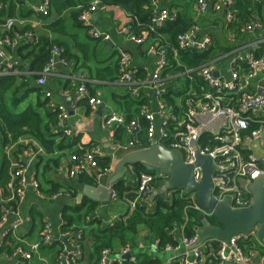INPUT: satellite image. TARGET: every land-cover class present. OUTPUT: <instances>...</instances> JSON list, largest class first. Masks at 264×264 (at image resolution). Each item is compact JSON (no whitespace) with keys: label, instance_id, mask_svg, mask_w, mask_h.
I'll return each instance as SVG.
<instances>
[{"label":"built area","instance_id":"1","mask_svg":"<svg viewBox=\"0 0 264 264\" xmlns=\"http://www.w3.org/2000/svg\"><path fill=\"white\" fill-rule=\"evenodd\" d=\"M234 1L213 0V3H210V0H195V4L200 13L212 8L214 11L223 12L227 21H234L236 17ZM98 3L95 0L88 6L77 7L78 20L87 27L90 37L106 41L110 38L109 34L89 22ZM153 3L154 0H151V5ZM33 10L41 16H46L49 0H42L34 5ZM169 18L170 15L166 10L152 11L149 31L142 30L139 34L133 33L131 24L125 26L127 38L138 44L152 33L157 34L155 41L146 49L147 54L158 58L156 69L149 78H138L134 75L130 67L129 52L121 48L117 50L116 81L132 98H142L141 94L144 93L151 101L147 91L151 90L156 112H152L148 106H143L138 115L127 122L124 114L110 112L105 116L103 125L113 140L116 152L136 149L141 130L138 117L145 121L146 139L149 142L155 140L165 148L175 150L184 163L193 164L194 150L197 149L201 155H207L212 159L214 166L211 176L212 197L217 202L228 200L232 209L247 208L253 202L249 186L257 177L264 176V56H256L254 52L258 45L264 43V20L255 18L243 25L241 31L253 36L250 40L241 43L226 54L200 63L195 69L201 81L199 84L193 83L191 73L194 70L185 68L182 75L187 77L188 87L181 93L177 103L175 100L172 105L163 98L167 90L166 78H163L162 72L168 64V59L176 60L180 52L187 50L203 53L211 47L212 38L208 34L199 35L196 26H190L176 35L175 46L171 49L166 48L159 31ZM14 23L13 19H7L6 32L0 35V76L18 72V64L10 59L8 49L16 46L18 41L24 40L26 43L34 41L31 30L22 34H9ZM57 63L63 66L67 61L62 57L61 49L53 46L45 66L38 73L36 79L38 86L42 88L45 85L46 78L51 75ZM225 64L228 65L227 70L220 71V65ZM215 71L218 75H214ZM77 93L80 97L84 96L92 107L102 103L99 97L89 95L84 83L78 85ZM43 94L48 98V108L57 111L59 126L68 141L72 143L75 131L67 122L68 109L63 102L54 101L50 91L44 90ZM120 125L126 129L124 141L114 140L116 129ZM14 144L28 146L23 150L20 161L11 165L8 192L3 193L0 190V228L10 214L17 213L16 207L24 198V188L27 185L35 189L39 188L33 173L29 172L38 156L43 154L42 147L28 138L19 139ZM81 149L80 154L73 152L67 154V158L59 166V170L63 169L68 178H75L80 174L97 178L108 170L100 171L98 167V159L105 155L101 146ZM152 172H140L136 176V195L129 202L131 209L153 191L155 182L162 184L165 180V176L161 173ZM193 176L195 182L200 180V167L193 168ZM173 191L175 190L168 189L164 195L170 197ZM180 192L185 191L180 190ZM64 195L68 196L70 192L58 190L50 197L55 199ZM112 199H116L115 192ZM12 203L16 205L15 208L11 206ZM189 208L206 219L214 216L213 210L203 209L190 198V203L183 209L184 223L187 221ZM115 218L116 216H113L108 221L111 222ZM183 225V223H173L169 228V236L174 243L160 245L159 240L155 239L149 245L128 241L116 248L104 247L99 252L97 264H124L122 257L127 254L125 264H137V253L145 249H148L154 257L163 255L162 264H262L264 256L258 253L257 257H254L252 250L255 249L245 250L246 242L252 238L256 239L255 228L248 234L232 236L226 242L211 238L195 245L197 233L190 237L186 236ZM52 242L53 235L49 225L45 224L40 239L26 243L25 247L17 246L16 253L24 261L29 262L39 254L42 245L47 246ZM81 254L77 241L68 237L60 245L59 258L55 264H75ZM39 264L50 263L42 260Z\"/></svg>","mask_w":264,"mask_h":264},{"label":"crops","instance_id":"2","mask_svg":"<svg viewBox=\"0 0 264 264\" xmlns=\"http://www.w3.org/2000/svg\"><path fill=\"white\" fill-rule=\"evenodd\" d=\"M41 1L22 0V5L18 9L19 11L21 10L20 15H22L17 23L19 31L15 30L13 34H22L30 30L26 29L23 31L24 26L28 25L34 30L31 31L35 36L44 30L43 26L45 23H49L58 17H65L66 31L62 34L49 33V35L50 38L57 39L61 43L63 50L64 47L66 48L69 59L68 61L65 59L67 61L66 65L62 66L57 63L51 75L46 78L45 85L41 88V98H45L43 91L46 90L52 93L54 101L65 104L69 111L67 122L75 131V148L89 149L93 146H101L104 149V156L110 158L109 168L106 172L101 173L99 177L95 178L93 176V178L100 182L104 181L111 172H116L115 163L121 152H116L114 149L113 140L107 134L103 122L105 116L110 112L123 114L121 97L127 94L126 89L116 81L118 76L117 50L121 48L129 52L131 57L130 67L133 72L136 76L138 74L139 78L143 77L147 79L155 71L158 58L155 55L147 54L146 49L155 41L157 34L152 33L139 44L129 40L125 31V26L130 21L128 14L117 6L104 7L98 3L97 9L91 14L89 22L109 34V41L112 44L107 45L105 40L90 37L87 27L82 23L79 24L73 21L68 11H64L59 15H48V17L39 15L33 10V7ZM93 1L95 0H90L89 4ZM210 1V3H213V0ZM257 1L261 3L263 18L260 19L264 20V0ZM195 3V0H154V3L151 5V11L159 12L166 10L170 15L168 21H173L178 15H184L191 24V27L196 26L199 35L208 34L215 46L226 48L227 51L223 54L232 51L241 43L247 42L253 37L252 35L243 33L241 29L239 32H235L232 28H229V23L232 21H227L223 12H217L209 8L208 11L200 13ZM5 28V24L0 23V35L6 32ZM161 35L165 43L162 32ZM23 41H18L16 46L8 49L10 59L17 62V64L22 62L17 55V48L20 44L26 43ZM164 46L169 49L173 47V45L169 46L167 44H164ZM226 67L228 68L227 64L220 65V71H226ZM215 72L218 75V72ZM162 76H164L163 72ZM165 78L166 90L167 92H172L174 101L175 94L181 95L187 89L188 81L185 80V85H183L181 81L175 82L168 75ZM80 83H84L92 91V96L99 97L102 103L92 107L84 96L80 97L77 93V87ZM147 91L151 98V105L148 106V109L156 112L153 92L149 89ZM144 95L143 93L142 97ZM77 96L80 98H77ZM46 99L48 102V98ZM156 122H158L157 117ZM10 151L9 148H3V151H0V164L4 156L10 157ZM67 156L61 159L58 166L54 168L50 166L44 173L41 171L42 164L39 167L38 174L34 170H30L29 173H33L39 184V188L35 189L31 185H27L24 188V198L16 207L17 213L10 214L0 228V264H39L42 260L55 264L59 258L61 243L65 242L68 237L71 240H76L74 237H79L81 233L83 234L84 230L88 229L82 222L83 213L79 216L80 218H77L78 214L70 208L74 203H78L81 198L86 197L82 194L80 200H78L76 195L82 193V187L88 183H81L77 177L68 178L63 169L59 170L60 164ZM127 170L129 171L128 175H125L122 179L129 184V181L126 179L130 181L135 180L136 175L134 174L133 167ZM59 183L70 187L73 192H76V195L73 197L71 195H64L52 199L49 191L53 185ZM157 183V185H154L153 191L142 201V203H146L148 210L153 209L155 196L165 193L160 192L161 184L160 182ZM113 186L114 184L112 188ZM189 197L195 200L194 194H190ZM129 202L126 199L116 200L111 198L106 206H102L97 201L98 211L96 212L97 214L100 213L106 220H109L113 216L123 214L130 207ZM63 214L73 217L72 225L65 229H63V224L66 220L63 219ZM45 224L49 225L50 232L53 235L52 245H42L37 256L29 262L24 261L16 253L17 246L25 247L26 243L38 241ZM63 234H66V236ZM135 240L145 245L151 243L148 240L145 227L138 229ZM82 246V254L75 264H87L91 257L90 238L87 233L83 235ZM9 248L12 249L11 252L8 251ZM145 251L150 253L148 249H145ZM258 253L262 257L264 256L262 252L252 250L254 257H257ZM163 257L162 255V259Z\"/></svg>","mask_w":264,"mask_h":264},{"label":"trees","instance_id":"3","mask_svg":"<svg viewBox=\"0 0 264 264\" xmlns=\"http://www.w3.org/2000/svg\"><path fill=\"white\" fill-rule=\"evenodd\" d=\"M101 6L113 7L117 6L123 9L129 16V24L132 26V31L139 34L142 30L149 31L151 11V0H98ZM48 15H59L64 11H68L70 18L81 24L78 20L79 5L88 6L90 0H49ZM22 5V0H0V23L5 24L7 19H13L14 25L9 30V34L19 31L17 23L21 19L19 7ZM76 8V10H74ZM234 9L236 13L235 20L229 23V28L235 32L242 30L243 25L255 18H263L261 12V3L257 0H235ZM44 17V18H45ZM186 17L178 15L173 21H167L160 29L163 33L165 44L175 46L176 35L187 30L190 27ZM26 29L33 30L28 25ZM43 31L34 36L33 42L22 43L17 48L20 64H18V72L0 76V144L2 147H11L10 157L4 156L0 164V190L3 193L8 192V183L10 180V169L12 162H19L22 157L23 150L27 144H14L19 139L28 138L38 143L43 154L38 156L32 170L38 174L40 165L42 164V173L52 166H58L61 159L67 154L78 153L82 151L80 148H75L76 137H73V142H69L63 134L58 118L57 111L48 108L46 97L42 99L41 87L36 84L38 73L45 66L50 50L53 46L61 49L62 57L68 61L67 50L61 48V43L57 39L50 38V34H62L66 31L65 17L45 23ZM34 31V30H33ZM241 39V38H240ZM99 41V40H97ZM164 42V41H163ZM226 48L215 46L212 40L211 47L199 53L193 50L180 52L176 60L168 59L166 69H163V74L181 83L187 81V77L182 75L185 68H191L194 71L191 75L194 77L193 83L199 84L201 81L196 75L197 66L219 54L226 52ZM256 56H264V43H261L254 50ZM28 71V72H26ZM118 74V66H117ZM135 75V74H134ZM137 77L139 78L138 74ZM143 78V77H142ZM87 88V87H86ZM89 95L92 96V91L87 88ZM44 95V94H43ZM180 94H175L179 96ZM142 96V94H141ZM174 96V95H173ZM171 91H166L163 94L164 100L168 104H174ZM81 101V100H79ZM25 103V107L21 105ZM122 112L125 115L126 122L138 114L143 106H150L151 101L148 97L132 98L128 94L121 97ZM141 130L139 132L140 140L136 149L149 146V141L145 137V121L139 118ZM126 129L120 125L116 129L114 140L124 141ZM98 167L100 171L109 168L110 158L107 156L98 159ZM134 174L137 176L140 172H146L140 164L133 167ZM151 172V171H150ZM153 173V172H152ZM81 183L93 184L95 178L87 174L77 176ZM119 179L114 183L113 189L116 193V200L126 199L133 200L136 195L135 180ZM159 181V180H157ZM158 183L155 182L154 185ZM58 190H66L73 197L76 192H73L70 187L59 183L51 187L50 195ZM189 194L175 190L171 192L170 197L162 194L156 195L153 200V209L148 210L146 203L138 202L133 209L130 207L111 222L106 220L98 211V203L89 200L86 197L81 198L78 203H74L70 208L76 213L77 218L82 214V222L86 226L83 234L79 237H74L80 246L82 253L83 235L87 233L90 238L91 254L87 264H97L99 252L104 247L116 248L125 242L136 243V234L140 227H145L150 242L155 239L159 240L160 245L165 243H174L169 236V228L173 223H183V229L186 236H193L196 232V227H201V221L198 218V213L192 209H187V221L183 222L184 207L190 203ZM13 208L15 204H11ZM80 218V217H79ZM63 219L66 222L63 224V229L70 227L73 222L72 216L63 214ZM208 222L211 225H218L215 217H209ZM80 241V242H79ZM53 243V242H52ZM51 243V245H52ZM245 250L255 249L264 254V248L256 239H251L246 242ZM11 248L8 249L11 252ZM137 264H162V255L153 256L147 251H139L137 253Z\"/></svg>","mask_w":264,"mask_h":264},{"label":"water","instance_id":"4","mask_svg":"<svg viewBox=\"0 0 264 264\" xmlns=\"http://www.w3.org/2000/svg\"><path fill=\"white\" fill-rule=\"evenodd\" d=\"M106 43L112 44L109 40H106ZM194 159L193 164H186L178 152L151 140L147 147L118 155L115 163L116 172H111L104 181L95 179V183L84 185L82 193L77 194L76 198L80 200L83 194L89 200L98 201L102 206H106L114 193L112 188L114 182L128 175V168L140 164L148 171L165 176V180L160 185L161 193L168 189L184 190L186 193L194 194L195 201L200 207L214 211L218 225H211L203 215H198L201 227L195 228L197 233L195 245L211 238L226 242L232 236L248 234L255 228L256 240L264 248V176L257 177L249 186L253 197L252 204L247 208L232 209L228 200L217 202L212 197L211 176L214 170L212 159L207 155H201L197 149L194 150ZM194 167L201 169V178L198 182L194 181ZM127 257L128 254L122 257L124 264ZM262 264H264V257Z\"/></svg>","mask_w":264,"mask_h":264},{"label":"rangeland","instance_id":"5","mask_svg":"<svg viewBox=\"0 0 264 264\" xmlns=\"http://www.w3.org/2000/svg\"><path fill=\"white\" fill-rule=\"evenodd\" d=\"M219 55H221V54H219ZM219 55H217V56H219ZM217 56H215V57H217ZM214 58V57H213ZM212 59V58H211ZM180 97V95L179 96H175V98H174V101L176 100V103H177V99ZM25 107V103H23L22 105H21V108H24ZM3 151V147H2V145L0 144V151Z\"/></svg>","mask_w":264,"mask_h":264}]
</instances>
